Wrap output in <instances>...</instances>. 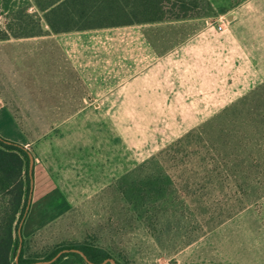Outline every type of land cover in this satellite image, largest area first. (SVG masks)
Segmentation results:
<instances>
[{"label":"rangeland","instance_id":"rangeland-1","mask_svg":"<svg viewBox=\"0 0 264 264\" xmlns=\"http://www.w3.org/2000/svg\"><path fill=\"white\" fill-rule=\"evenodd\" d=\"M222 2L226 0L218 5ZM193 13L177 25L162 26L163 38H185L204 24L216 23L206 0H201ZM0 22L5 24L1 16ZM38 59L37 72L24 69L16 74L13 57L0 58V100L10 110H0V137L13 142L19 138L12 114L30 143L28 148L48 166L70 203L66 213L48 224L45 221L52 217L53 209L45 205L34 208L23 228V234L28 235L39 227L32 250L63 241H90L108 247L123 264H175L182 252L187 253L184 264H191L203 253L213 255L199 264H251L245 262L251 256L254 263L264 264V248L258 245L252 250L245 229L252 227L246 222L251 214L264 219V196L237 213L241 217L219 227L211 228L208 215L192 213L195 206L186 204L192 209L177 210L173 215L160 213L158 219L151 220L150 214L144 213L148 178L160 170L156 163L162 162L153 158L175 140L168 141L180 128L143 126L141 111L44 109L48 105L40 101L45 98L40 92L46 90V80L39 79L38 85L31 86L29 78L31 73H47L46 59ZM58 66L52 72L61 75L62 65ZM41 84L44 88H39ZM117 123L120 126L116 127ZM261 192V188L250 187L247 196L252 200ZM216 248L217 256L212 252Z\"/></svg>","mask_w":264,"mask_h":264},{"label":"crops","instance_id":"crops-1","mask_svg":"<svg viewBox=\"0 0 264 264\" xmlns=\"http://www.w3.org/2000/svg\"><path fill=\"white\" fill-rule=\"evenodd\" d=\"M218 1L206 0L216 23L204 24L185 38L175 35L168 40L161 34L162 26L177 25L179 20L60 33L42 24L44 32L40 35L1 39L0 58L13 57L16 74L24 69L37 72L38 58L46 59L47 73L29 76L31 86L38 85L39 79L46 80V90L40 92L45 96L40 101L48 105L44 109L141 111L143 126L180 128L168 140L172 141L264 80V0H226L220 5ZM219 18L225 19L222 30L216 28ZM59 64L61 75L52 72ZM2 109L10 112L0 100ZM11 118L20 135L14 142L28 149V139L12 114ZM34 153L32 196L23 226L35 207L53 209L45 224L70 207L52 172ZM241 216L234 215L219 226ZM247 218L252 224L245 227L251 249L258 245L264 248V219L257 214ZM217 251L212 250L216 256ZM186 254L182 252L175 264H184ZM211 255L200 254L191 264ZM253 259L247 257L245 262L255 264Z\"/></svg>","mask_w":264,"mask_h":264},{"label":"trees","instance_id":"trees-1","mask_svg":"<svg viewBox=\"0 0 264 264\" xmlns=\"http://www.w3.org/2000/svg\"><path fill=\"white\" fill-rule=\"evenodd\" d=\"M200 3L201 0H0V16L5 21L0 25V40L40 35L44 32L42 24L60 33L180 20L192 16ZM156 154L153 159L162 162L156 163L160 170L148 178L144 210L151 220L158 219L160 213H183L192 205V213L208 215L212 228L246 205L257 203L264 196V80ZM28 163L24 146L0 137V264L47 261L64 249H78L94 263L112 258L115 264H123L108 247L90 241H63L32 250L37 231L24 235L23 225L21 249L15 261L17 227L30 190ZM250 187L263 192L250 200ZM120 192L123 193L121 189ZM49 264L88 263L79 253L68 251Z\"/></svg>","mask_w":264,"mask_h":264},{"label":"water","instance_id":"water-1","mask_svg":"<svg viewBox=\"0 0 264 264\" xmlns=\"http://www.w3.org/2000/svg\"><path fill=\"white\" fill-rule=\"evenodd\" d=\"M28 158H29V163H28V175H29V178H30V190H29V195H28V198H27V204H26V207H25V210H24V213H23V216L22 218L20 219L19 223H18V227H17V235H18V239H19V246H18V249H17V253H16V256H15V261L17 262V259H18V254L20 252V249H21V243H22V236H21V226H22V223L24 221V218L28 212V209H29V204H30V199H31V196H32V169H33V164H34V151L31 149V148H28ZM68 251H74V252H77L79 253L84 259L85 261L88 263V264H105L106 262H110L111 264H115V261L112 259V258H108V259H105L103 260L102 262L100 263H94V262H91L87 259V257L84 255L83 252H81L80 250L78 249H70V250H67V249H64V250H61L59 251L54 257H52L50 260H47V261H40V262H35V263H30V264H49L53 261H55L62 253H65V252H68Z\"/></svg>","mask_w":264,"mask_h":264},{"label":"built area","instance_id":"built-area-1","mask_svg":"<svg viewBox=\"0 0 264 264\" xmlns=\"http://www.w3.org/2000/svg\"><path fill=\"white\" fill-rule=\"evenodd\" d=\"M225 19L224 18H219L218 24L216 25V28L218 30H222L223 29V24H224ZM2 22H0L1 25Z\"/></svg>","mask_w":264,"mask_h":264}]
</instances>
